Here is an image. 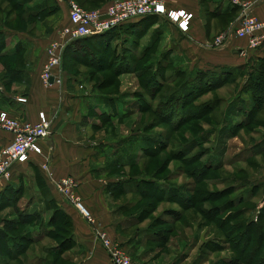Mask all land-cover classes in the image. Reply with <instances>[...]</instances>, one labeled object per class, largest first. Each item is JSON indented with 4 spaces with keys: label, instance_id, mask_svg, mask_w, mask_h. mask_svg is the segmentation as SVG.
Returning <instances> with one entry per match:
<instances>
[{
    "label": "rangeland",
    "instance_id": "374dc122",
    "mask_svg": "<svg viewBox=\"0 0 264 264\" xmlns=\"http://www.w3.org/2000/svg\"><path fill=\"white\" fill-rule=\"evenodd\" d=\"M42 1L36 0L33 5L26 4L19 8L15 7V1L0 0V40L4 42L11 32L51 40L46 46L23 50L15 57L0 58V86L9 94L24 93L25 87L22 84L25 85V83L20 82L22 80L17 73L33 69V59L37 61L41 58L40 79L46 84L42 74L49 62L52 43L61 41L60 31L69 24L62 9L64 7H61L55 0H50L48 4L52 8L51 13L34 15L32 11L38 6L35 4ZM73 1L84 10L106 13L108 5L117 0H102L98 3H92V0ZM162 1L167 7L169 3L166 0ZM240 1L252 5L258 0ZM198 2L202 7L203 1L198 0ZM35 13L38 12L35 11ZM241 14L242 9L240 8L238 15L224 20L225 24L220 21L216 22L218 26H222L212 36L213 45L223 33L231 28ZM205 16L206 20L209 19L207 14ZM188 28L190 29V23ZM4 46L6 49L7 44L4 43ZM103 48L99 45L97 48L92 47L96 53L95 59L89 58L94 59L92 63L77 61L73 58L66 59L65 49L62 53L61 64L63 67L66 66L67 76L75 80L82 93L119 95L125 97L130 104L127 119L112 123L93 120L98 125L92 129L95 141H107V146L117 151L123 140L133 138L137 134L145 133L147 138H156V141L148 139L150 142L147 143V148L153 150L152 153L144 154L133 146L131 151L136 155L137 163L129 168L108 169L106 176L108 180L118 183L132 180L134 177L158 179L156 187L149 188L147 195L142 194L141 189L139 192H122V194L119 192L113 196L111 194V197L117 206L126 204L124 215L138 220L136 229H153L160 232L159 236L164 237L165 241L146 242V244L143 241H137L132 246L126 247L116 242L105 227L99 226L94 217L98 228H102L107 237L127 252L137 264H226L230 259H240V255L228 248L224 238L225 230L220 228L218 218H225L228 214L238 212L230 217L228 224L253 220L255 227L258 226L260 212L264 208V154L248 162L247 159L252 158L264 144L262 143L264 140V105L256 113L249 126L236 130L232 138H226L227 135L222 132L228 127L225 120L221 121V117L224 116L225 111L228 113L231 110L233 100H236V96H240L239 89L242 87V81L247 79H240L237 83L207 91L195 99L191 96V99L189 97L185 100L186 102L176 104L174 102L176 100L174 97L177 96L176 88L182 81L174 85L173 74L170 78H159L160 84L151 83L149 74L153 69L144 75L147 71V69L141 71L144 63H139L137 67L140 73L134 71L116 74L113 65L107 62L109 56H106ZM160 48L156 45L148 53L145 63L154 60ZM86 53L85 49L79 52L80 56ZM125 62L128 64V60ZM123 71H132V67L129 66ZM143 75L144 77H141ZM134 94L137 96L136 99L143 95L146 96L152 101V106L146 111H138L136 100L132 97ZM213 101H219L220 104L206 114H197ZM5 109L0 105V111L5 116L22 122L26 121L13 116ZM230 114L236 115L234 107L233 113ZM230 120L232 119L228 118V122ZM229 126L235 127L236 124L231 123ZM216 161L222 162L225 166L216 172H206L205 165H211ZM31 176L32 178L27 181L22 177L17 184L12 183L15 185L6 186L3 191H0V194L7 193L0 198V228L6 222L14 220L17 228L12 233L13 236H24V238L30 236L38 242L31 244L23 240L18 249H22L23 254L18 259L10 260V255L5 254L8 253L7 251L2 255L3 258L8 259L7 264H38V260L42 261L41 264H78L84 258L76 256L75 248L67 247V242L65 244V240L73 232L71 223L54 214V208L50 203L53 197L52 190L45 187L46 184L40 173L35 169L31 172ZM248 180L254 185L259 184L255 197H251L249 188H244ZM73 181L77 184L74 179ZM237 185L240 189L234 191L233 187ZM175 186L178 188L179 195L174 193ZM75 187L76 195L80 196L79 185ZM20 195L21 198L18 200ZM176 196H179L177 199L183 198L186 204L188 197L192 200L189 205L183 206L181 202L174 200ZM248 196L252 203L246 202L245 197ZM230 199L234 203H231L225 211H220L217 219H213L212 213L219 206L228 204ZM70 202L75 206L72 200ZM175 212L179 214L176 219L172 216ZM25 213L38 214L42 220L31 221L28 225H19V215L22 216ZM52 220L51 234L45 237V233L48 232L46 226ZM87 224L93 228L96 239L101 240L94 226L88 222ZM260 224H263L261 230H264V219L260 221ZM255 233L253 232L252 236H255ZM256 239L255 236L251 241V246L255 248L258 247ZM100 240H98L99 244H101ZM217 245L223 246L224 249L215 250ZM260 245H263L262 249H264V242ZM61 247L63 249L61 255L48 252L49 249ZM104 251L107 252L105 248ZM106 254L109 257V254ZM248 256L249 254L244 258L241 256L242 263L240 264H249L245 263ZM251 264H258V262L255 260Z\"/></svg>",
    "mask_w": 264,
    "mask_h": 264
},
{
    "label": "crops",
    "instance_id": "0c3cea01",
    "mask_svg": "<svg viewBox=\"0 0 264 264\" xmlns=\"http://www.w3.org/2000/svg\"><path fill=\"white\" fill-rule=\"evenodd\" d=\"M166 1L169 3L167 5L169 10H183L190 15V29L187 26L185 31L181 30L177 24L161 16L152 23L135 20L109 33L106 38L93 39L90 46L105 45L107 51L116 53L118 60L127 59L132 70L148 58V53L156 45L161 48L154 60H151L152 63L156 62V65L153 64L154 68L168 52L189 70L203 71L227 66L247 69L255 67L264 57V42L257 49H249L247 42L242 40H232L222 48H216L213 45L212 36L222 26H218L216 22L225 24L224 20L240 12V9L236 12L234 7L236 5L232 3V0H202V7L198 0ZM33 4L34 2H30L28 5ZM62 7H64L62 9L65 19L69 20L67 5L64 4ZM237 7L240 8V6ZM252 13L264 22V0H258L255 3ZM205 14L209 19L206 20ZM262 34L264 35V31ZM5 41L7 46L0 54V58L2 54L13 52L18 44L23 45L24 50H29L46 46L48 42H51L50 39H37L17 32L8 34ZM240 50H244L243 55L240 54ZM32 62H34L33 69L24 70L20 74L22 80L20 82L25 83V85L22 84L25 87L24 93L9 94L0 86V105L13 116L32 123L41 118L52 119L53 128L50 137L41 143L42 155H32L27 163L15 165L11 180L0 181V191H3L6 186L15 185L12 183L17 184L22 177L26 181L31 179V172L36 169L47 187L52 190L53 198L50 203L54 208V214L64 216L72 225L71 247L75 248L76 256L84 258L78 264L112 263L107 252L105 253L96 239L93 228L82 218L75 206L56 191L42 168L43 164H48L52 169L55 181L70 177L77 182L78 193L84 206L93 214L99 226L105 227L116 242L126 247L132 246L137 241H143L145 244L146 242H162L157 231L149 228L136 229L138 220L124 215L126 204L117 206L108 192L110 184L118 183L107 179V170L114 168L109 162L118 159L120 154L119 150H111L107 146V141L99 142L93 139L92 129L98 126L93 120L100 121L99 108H96L94 112L92 110V106L96 103L95 94L82 93L75 80L67 76V68L66 66L64 68L62 64L58 73L62 84L58 85L54 82L51 85L44 84L40 79L41 58L37 61L33 59ZM245 82L246 80L242 81L239 93ZM241 95L248 107L249 97L244 93ZM20 99H25L26 102H20ZM244 106L239 105V108ZM121 113L129 115L128 102L122 107ZM230 118L233 124L243 121V117L237 113ZM11 139V134L0 131V149ZM262 146L264 147V144ZM122 157H125L124 154ZM125 187L129 188L127 184ZM51 229L48 223L46 231Z\"/></svg>",
    "mask_w": 264,
    "mask_h": 264
},
{
    "label": "trees",
    "instance_id": "16d2710c",
    "mask_svg": "<svg viewBox=\"0 0 264 264\" xmlns=\"http://www.w3.org/2000/svg\"><path fill=\"white\" fill-rule=\"evenodd\" d=\"M11 2L15 1V7H19L22 8L23 6H26V4H29L30 2H35L36 0H9ZM102 0H92V3H98ZM29 2V3H28ZM50 0H43L42 2L35 4L38 5L36 6V9H33V14L37 15L38 14H45V13H51L52 12V8L51 6H49ZM62 7V5H60ZM236 12H239V7L234 6ZM35 11H37L38 13H35ZM159 16H148L142 19H139L141 21L144 22H155V20L158 18ZM115 31V30H113ZM113 31H110L106 34L100 35V36H96V37H91V38H86V39H82V40H77L75 42H72L71 44H69V46L66 48L64 53L66 54V59H71L73 58L74 60L77 61H81V62H87V63H92L94 62V56H95V52L92 50V46H90V44H92V40L95 39H99V38H106L107 35ZM3 43V44H1ZM4 43H6V41L4 40H0V54L4 52L5 50V46ZM80 43H82L80 45ZM2 46V48H1ZM103 50L106 51V56H109V60H107L108 63H111V65H113L114 67V71L116 74H124V73H131V72H136L139 71V69L136 67L135 70L132 71H123L129 68L130 64L128 62V64L125 62L127 59H123V60H118L117 55L115 52L113 51H107L105 45H103ZM97 48V47H94ZM86 50L87 53L86 55H82L80 56L79 52L82 50ZM24 50V46L21 44H18V46L16 47V49L8 54H2L1 58H9V57H15L17 56L20 52H22ZM172 54L170 52L166 53L164 58H162L159 62H157V67L154 68V65H156L155 63H152L151 61H148L147 63H145V60L142 61L141 63H144V65L141 67V71L143 72L144 70L147 69V71L144 73V75H146L147 73H149L152 69L153 71H151V74H149V78H151V83L154 84H160L158 81L159 78H170L172 76V74L174 75V85L178 84L180 81L181 84H179V86H177L176 88V94L177 96L174 97V99L176 98V100H174V102L177 104L178 102L180 103H184L186 102L185 100L188 99L192 96V99H195L197 97H199L200 95L206 93L207 91H212L214 89H218L222 86L225 85H230V84H234L237 83L240 79H244L245 77H247V80L245 82V84L243 85L242 91L241 93L246 94L249 97V105L248 107L245 105V101L244 99L241 98V93L240 96H236V100H233L232 102V108L231 110L227 113L225 111L224 116L221 117V121L225 120L226 122H228V118H230L231 116H233L232 114L229 115V113H233V107L236 110V113L238 115H241L243 117V121L239 122V124H236L235 127L229 126V124L232 123V120H230V122L228 124H226V126L228 128H226L222 133L226 134L227 137L226 138H232L235 135L236 130H239L240 128L244 127V126H249L253 119L255 118L256 113L263 108L264 105V57L262 59L259 60L258 64L255 67H250V68H232V67H223L221 69H216V70H208V71H203V70H189L188 67H186L185 65H183L181 63L180 60L171 57ZM65 57V56H64ZM78 57V58H77ZM84 57V58H83ZM90 57L94 58L93 60L89 59ZM110 61V62H109ZM131 67V66H130ZM150 67V68H149ZM65 68V67H64ZM149 68V69H148ZM151 69V70H150ZM23 72V70H22ZM22 72H15L18 74V77L20 78V74H22ZM14 73V72H13ZM14 73V74H15ZM141 76V77H144ZM158 77V78H157ZM21 79V78H20ZM96 103L95 106H92V110L93 112L96 110V108H99V112H98V117L100 119V121L104 122V123H112V122H119L122 121L124 119H127L128 114H122L121 113V109L122 107H124L126 105V98L119 96V95H114V94H96ZM137 103V110L138 111H146V109L150 108L152 106V101L148 100V98H146V96H142L139 97L138 99H136V95L134 94L132 96ZM167 103V102H165ZM237 105H235V104ZM220 104L219 101H213L212 103L208 104L207 106H205V109L199 113H197L198 115L201 114H206L208 112H210L211 110H213L214 108H216L218 105ZM239 105L244 106V107H240ZM231 119V118H230ZM245 124V125H244ZM212 131V130H211ZM210 133V132H208ZM207 133V135H208ZM144 134V135H143ZM143 134H137L136 136H134L133 138L127 139V140H123L122 141V145L119 149V157L118 159H113L111 160L110 166L115 167H119L118 169H123L126 167H133L136 163H137V157L136 155H134V153L131 151V149L133 148V146L135 147V149H139L141 150L144 154L145 153H152L151 149L147 148V143H149L150 141L147 138L145 133ZM221 135V132H220ZM156 138L150 139L152 141H156ZM222 147H224L222 145ZM124 154V158L122 157ZM222 154V153H221ZM264 154V147H261L258 152L254 153V156L252 158H248L247 162L250 161L251 159L257 157V156H261ZM221 156V155H219ZM215 158V157H214ZM218 158V157H217ZM225 165L222 162H214L211 165H205L204 169L206 172H216L220 169H222ZM158 179L155 178H137L134 177L132 178V180H126L120 183H112L108 186V192L110 194H115L117 195L119 192L120 194H122V192H128V193H133L134 191L139 192L141 189L143 190L141 193L147 195L148 194V189H152L154 187H156V181ZM249 181V183H247ZM245 184H244V188L245 189H250L248 190L250 192V194L252 195L251 197H255L258 190H259V184L258 185H254L252 184V182H250V180H248ZM125 184H127L129 186V188L125 187ZM134 186V187H132ZM12 187V186H11ZM45 187H47L45 185ZM251 187V188H250ZM48 189V188H46ZM234 191H239L240 187L234 186L233 187ZM245 191V190H244ZM21 192H19L20 194ZM174 193L176 195H179L178 193V188L174 187ZM7 193L4 194H0V198L3 197V195H5ZM18 194V195H19ZM249 194V195H250ZM20 197L18 198V200H20ZM53 198V197H52ZM179 198V196H176V198H174V200H177L178 202H181L183 204V206H187L189 205L190 201L192 200L191 197H188V203H184L183 198L182 199H177ZM245 199L247 200L246 202H250L249 200V196L245 197ZM11 200H14V198H11ZM234 203V201L232 199L229 200L228 204L226 205H222L219 206L217 208V210L215 212H213L212 214L214 215V217H212L213 219H217L220 216V211H225L226 208L231 204ZM18 205V204H17ZM234 213V214H233ZM231 214H228L225 218H218V222L220 224V228H224V238L228 244V248H230L231 250H233L234 252H236L238 255H240V259H235V260H228L226 262V264H240L242 263L241 261V256L244 258L245 255L249 254V256L247 257V260L245 263H249L251 264L254 263L255 260H257L258 264H264V249H262L263 245L262 242H264V230H261L263 224H260V221H262V219H264V208L263 210L260 212V216H259V223L258 226H256V224L254 222H252L253 220H251V222H247V221H242L236 224H231V223H227L232 217V215L238 214V212H233ZM240 213V212H239ZM173 218L176 219L179 217V214L177 212L172 213ZM19 225H28L31 221H41L42 219H40V216L38 214L33 215L30 213H25L22 216L19 215ZM65 221L70 222L67 218H65L63 216ZM51 227H53V220L51 222H49ZM260 224V225H259ZM226 226V227H225ZM17 225L16 222L14 220H10L8 222H6L5 224H3L2 228H0V264H7L8 263V259L5 260L3 258V254L5 251H7L8 253L5 254H9L10 255V260H16L18 259V257L23 254L22 253V249L18 250L19 247H21L20 243L21 241H25L31 244H34L36 242H38L37 239H32L30 238V236H28L27 238L23 237H15L12 235V233L16 230ZM255 230V231H252ZM253 232H257L256 236V242H257V248L252 247L251 246V241L252 238H255V236H252ZM51 234V231H48L47 233H45V237H48ZM160 234V232H159ZM248 234V235H247ZM159 236V235H158ZM72 234L70 236L67 237V239L65 240V244L67 242V247H70L72 245ZM162 241H165V238L160 236L159 237ZM64 244V245H65ZM62 245V244H61ZM223 246L221 245H217L215 246V250H223ZM261 249V250H260ZM49 253L51 252L54 255H61L63 253V249L61 248H56V249H49L48 250ZM260 253V254H258ZM38 264H41L42 261L38 260L37 262ZM244 263V262H243Z\"/></svg>",
    "mask_w": 264,
    "mask_h": 264
},
{
    "label": "built area",
    "instance_id": "2783aa9c",
    "mask_svg": "<svg viewBox=\"0 0 264 264\" xmlns=\"http://www.w3.org/2000/svg\"><path fill=\"white\" fill-rule=\"evenodd\" d=\"M60 5H67L69 24L60 31L61 41L52 43L49 62L46 64L42 77L47 85L62 84L59 72L61 58L64 50L77 40L96 37L123 27L124 25L148 16H161L177 24L181 30L187 28L190 23V15L183 11L169 10L162 0H117L108 5L106 13L84 10L73 0H55ZM236 6H240L242 14L223 33L215 43L216 48H222L232 40L247 42L249 49H257L264 42V22L252 13L255 4H246L240 0H232ZM244 54V50H240ZM20 102H26L20 99ZM54 121L49 118H41L35 123L18 121L5 116L0 111V131L12 135L11 141L0 149V181H10L12 169L17 164L27 163L32 155H42L41 143L50 137ZM48 179L54 185L56 191L69 201L72 200L75 208L82 218L97 230L98 239L105 248L113 264H137L133 262L127 252L120 249L113 240L108 238L102 228H98L93 214L84 206L80 196L76 195L77 184L72 178H63L59 181L53 179V173L48 164L42 165Z\"/></svg>",
    "mask_w": 264,
    "mask_h": 264
},
{
    "label": "water",
    "instance_id": "95a60500",
    "mask_svg": "<svg viewBox=\"0 0 264 264\" xmlns=\"http://www.w3.org/2000/svg\"><path fill=\"white\" fill-rule=\"evenodd\" d=\"M51 82L53 83V79H51Z\"/></svg>",
    "mask_w": 264,
    "mask_h": 264
}]
</instances>
